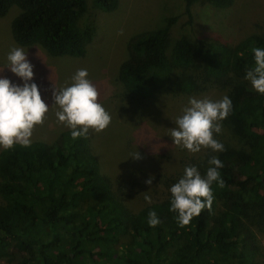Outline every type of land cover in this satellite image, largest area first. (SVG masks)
<instances>
[{"label":"trees","instance_id":"1","mask_svg":"<svg viewBox=\"0 0 264 264\" xmlns=\"http://www.w3.org/2000/svg\"><path fill=\"white\" fill-rule=\"evenodd\" d=\"M187 23L196 3L224 7L232 0H182ZM114 11L118 0H90ZM87 0H0V18L10 10L13 40L39 46L51 56L85 55L95 34L90 23H76L87 13ZM13 6V7H12ZM177 17L157 28L132 34L116 81L127 96L149 98L166 90L188 96L223 90L232 111L220 122L227 139L223 152L205 148L200 156L185 151L170 172L151 178L137 211L122 203L121 186L100 169L89 131L72 139L67 128L51 141L32 139L29 147L0 150V262L5 264H259L264 247L250 222L264 227V95L244 79L253 47L264 48V31L251 32L235 44L172 37ZM223 162L224 186L212 185L211 209L180 227L169 211V186L196 165L201 175L211 156ZM155 210L160 223L147 224ZM127 235L126 240L121 236Z\"/></svg>","mask_w":264,"mask_h":264},{"label":"rangeland","instance_id":"2","mask_svg":"<svg viewBox=\"0 0 264 264\" xmlns=\"http://www.w3.org/2000/svg\"><path fill=\"white\" fill-rule=\"evenodd\" d=\"M89 2L87 0V6ZM118 3L114 11H103L89 4L87 13L77 21L79 28L91 23L95 29L82 57H56L39 46L18 45L10 31V20L16 10H10L0 18V67L7 63L6 55L13 47L26 49L27 59L34 65L32 79L41 92V98L49 104L43 123L33 128L31 140L44 138L48 142L66 128L55 115L59 109L52 103L53 88L67 86L77 69H87L88 79L97 88L98 102L111 115V123L103 131L89 130L101 164L100 170L121 186L122 203L134 212L142 206L145 192L149 190L145 181L158 172H170L187 151L172 144L170 132L175 127V119L187 106L188 98L218 100L225 94L223 90L213 89L199 96H188L164 90L149 98L127 96L115 77L126 55L128 38L134 33L160 27L166 17L176 16L172 37L185 32L192 38L233 45L251 32L264 31V0H232L224 7L196 3L191 9V23H187L188 15L182 0H118ZM0 76L21 83L6 67L0 71ZM217 136L222 141L228 138L222 126ZM204 149L194 154L200 156ZM136 152L137 158L130 156ZM257 218L256 213L249 224L256 242L263 248L264 227L254 224ZM121 238L126 240L127 235ZM258 258L259 264H264V252Z\"/></svg>","mask_w":264,"mask_h":264},{"label":"clouds","instance_id":"3","mask_svg":"<svg viewBox=\"0 0 264 264\" xmlns=\"http://www.w3.org/2000/svg\"><path fill=\"white\" fill-rule=\"evenodd\" d=\"M253 64L244 74L252 90L264 95V48L251 49ZM6 67L19 78L20 84L0 76V150H10L14 146L29 147L33 128L42 124L49 110L41 98V92L33 81L34 65L27 59L26 49L13 47L6 55ZM52 103L58 106L57 120L70 131L72 139L86 138L89 130L101 132L111 123V115L98 102L96 86L88 79L87 69H77L71 83L53 88ZM232 111V101L224 95L218 100L189 97L182 114L174 121L171 129L172 144L198 153L201 148L212 152H223L224 145L214 138L221 132L220 122ZM138 157L137 152L130 155ZM204 174L196 165L185 166L181 177L169 186V211L174 212L178 226L184 227L202 210L211 209L214 200L212 185L224 186L220 169L223 162L215 155L207 161ZM145 183L151 184V177ZM145 200L151 203L148 196ZM160 223L155 210L147 215L149 227Z\"/></svg>","mask_w":264,"mask_h":264}]
</instances>
